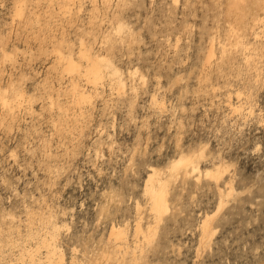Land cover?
I'll list each match as a JSON object with an SVG mask.
<instances>
[{
	"label": "rangeland",
	"instance_id": "374dc122",
	"mask_svg": "<svg viewBox=\"0 0 264 264\" xmlns=\"http://www.w3.org/2000/svg\"><path fill=\"white\" fill-rule=\"evenodd\" d=\"M0 264H264V0H0Z\"/></svg>",
	"mask_w": 264,
	"mask_h": 264
},
{
	"label": "bare ground",
	"instance_id": "6f19581e",
	"mask_svg": "<svg viewBox=\"0 0 264 264\" xmlns=\"http://www.w3.org/2000/svg\"><path fill=\"white\" fill-rule=\"evenodd\" d=\"M182 160V159H181ZM178 161L177 163H181L182 161ZM176 165V164H175ZM153 198H154V204L155 208L158 209L159 211L163 210L165 207L164 205V197H163V192H154V190H151Z\"/></svg>",
	"mask_w": 264,
	"mask_h": 264
}]
</instances>
